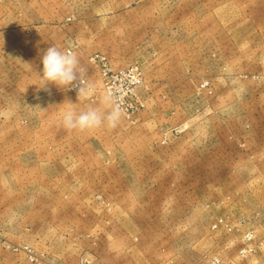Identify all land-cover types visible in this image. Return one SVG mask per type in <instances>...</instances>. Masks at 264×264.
Segmentation results:
<instances>
[{
  "label": "rangeland",
  "instance_id": "obj_1",
  "mask_svg": "<svg viewBox=\"0 0 264 264\" xmlns=\"http://www.w3.org/2000/svg\"><path fill=\"white\" fill-rule=\"evenodd\" d=\"M0 264H264V0H0Z\"/></svg>",
  "mask_w": 264,
  "mask_h": 264
},
{
  "label": "clouds",
  "instance_id": "obj_2",
  "mask_svg": "<svg viewBox=\"0 0 264 264\" xmlns=\"http://www.w3.org/2000/svg\"><path fill=\"white\" fill-rule=\"evenodd\" d=\"M41 63L43 68L39 73L41 82L39 88L50 91L47 86L53 84L60 89L77 90L78 100L94 93L96 86L90 81L86 82L87 70L81 65L76 52L50 46L44 52ZM68 104L69 107L60 114V122L65 129L70 131H86L101 126L113 128L122 115L121 108L110 93L103 96L100 106L89 105L80 112L76 111V104L69 102Z\"/></svg>",
  "mask_w": 264,
  "mask_h": 264
},
{
  "label": "built area",
  "instance_id": "obj_3",
  "mask_svg": "<svg viewBox=\"0 0 264 264\" xmlns=\"http://www.w3.org/2000/svg\"><path fill=\"white\" fill-rule=\"evenodd\" d=\"M108 72L104 73V76L106 77V80H107L106 85H110L112 82V79L114 78V76H109ZM71 91H75V90H71Z\"/></svg>",
  "mask_w": 264,
  "mask_h": 264
}]
</instances>
